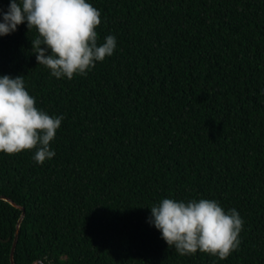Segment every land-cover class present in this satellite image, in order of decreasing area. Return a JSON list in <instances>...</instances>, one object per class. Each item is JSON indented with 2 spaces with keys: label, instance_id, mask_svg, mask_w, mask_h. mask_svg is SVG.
<instances>
[{
  "label": "trees",
  "instance_id": "16d2710c",
  "mask_svg": "<svg viewBox=\"0 0 264 264\" xmlns=\"http://www.w3.org/2000/svg\"><path fill=\"white\" fill-rule=\"evenodd\" d=\"M87 2L116 48L85 75L37 64L26 22L0 36V76L63 116L42 165L0 153V195L25 209L15 264H264V0ZM164 198L236 209L239 247L179 255L149 223ZM20 214L0 198V264Z\"/></svg>",
  "mask_w": 264,
  "mask_h": 264
},
{
  "label": "clouds",
  "instance_id": "9594fccd",
  "mask_svg": "<svg viewBox=\"0 0 264 264\" xmlns=\"http://www.w3.org/2000/svg\"><path fill=\"white\" fill-rule=\"evenodd\" d=\"M0 18V36L15 32L25 22L28 32L37 31L31 40L32 53L37 64L57 79L85 75L116 48L113 35L98 45L101 14L87 0H9L8 10L0 9ZM62 120L63 116L37 108L23 76H0V153L35 149L33 159L42 165L55 156L50 142ZM150 210L149 223L181 256L199 251L225 260L239 247L242 218L236 209L225 211L215 200L164 198Z\"/></svg>",
  "mask_w": 264,
  "mask_h": 264
},
{
  "label": "water",
  "instance_id": "95a60500",
  "mask_svg": "<svg viewBox=\"0 0 264 264\" xmlns=\"http://www.w3.org/2000/svg\"><path fill=\"white\" fill-rule=\"evenodd\" d=\"M0 198L8 201L10 204H12L13 206H15L16 208H19L21 210L20 217H19V219H18V221L16 223L14 238H13L12 245H11V250H10V261H11V264H15L13 256H14L16 243H17V240H18L20 225H21L22 220H23V218L25 216V209H24L23 206L17 204L11 198H9V197H7L5 195H0ZM6 240H9V238L6 239ZM32 264H44V263H43V261L37 259Z\"/></svg>",
  "mask_w": 264,
  "mask_h": 264
}]
</instances>
